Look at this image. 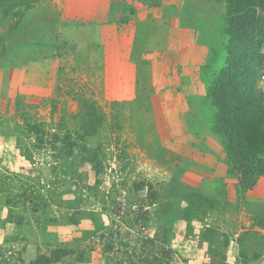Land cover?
<instances>
[{
  "label": "rangeland",
  "instance_id": "obj_1",
  "mask_svg": "<svg viewBox=\"0 0 264 264\" xmlns=\"http://www.w3.org/2000/svg\"><path fill=\"white\" fill-rule=\"evenodd\" d=\"M47 1L0 0V264H264V198L241 193L205 100L225 61L177 69L193 96L171 65L140 84L71 43L33 68L17 27L35 7L49 24Z\"/></svg>",
  "mask_w": 264,
  "mask_h": 264
},
{
  "label": "crops",
  "instance_id": "obj_2",
  "mask_svg": "<svg viewBox=\"0 0 264 264\" xmlns=\"http://www.w3.org/2000/svg\"><path fill=\"white\" fill-rule=\"evenodd\" d=\"M38 9L24 13L17 27V35H25V43L36 53L33 68L40 66L44 46L71 43L75 45L76 62L83 63L84 56L93 51L101 55V67L106 62L113 69H137L140 84L146 83L144 74L158 75L161 68L167 66L168 70L171 65L170 73L179 74L176 87L184 92L183 85L188 86L193 96L202 95L198 77L177 69L199 68L206 58L209 65L212 60L222 65L225 61V0H48L46 26L35 17ZM67 56L63 53L64 59ZM150 69L152 72L147 71ZM250 194L257 200L264 198V177Z\"/></svg>",
  "mask_w": 264,
  "mask_h": 264
},
{
  "label": "trees",
  "instance_id": "obj_3",
  "mask_svg": "<svg viewBox=\"0 0 264 264\" xmlns=\"http://www.w3.org/2000/svg\"><path fill=\"white\" fill-rule=\"evenodd\" d=\"M228 36L224 66L206 90L214 108L212 131L240 172L241 193L264 177V109L257 93L264 41V0H225Z\"/></svg>",
  "mask_w": 264,
  "mask_h": 264
},
{
  "label": "built area",
  "instance_id": "obj_4",
  "mask_svg": "<svg viewBox=\"0 0 264 264\" xmlns=\"http://www.w3.org/2000/svg\"><path fill=\"white\" fill-rule=\"evenodd\" d=\"M264 82V75L261 77V82L260 83H263Z\"/></svg>",
  "mask_w": 264,
  "mask_h": 264
}]
</instances>
